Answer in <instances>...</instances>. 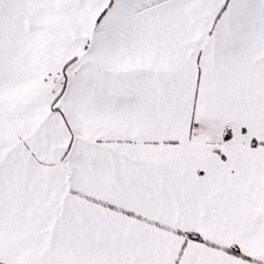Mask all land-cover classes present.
Masks as SVG:
<instances>
[{
	"label": "snow or ice",
	"instance_id": "snow-or-ice-1",
	"mask_svg": "<svg viewBox=\"0 0 264 264\" xmlns=\"http://www.w3.org/2000/svg\"><path fill=\"white\" fill-rule=\"evenodd\" d=\"M0 264H264V0H0Z\"/></svg>",
	"mask_w": 264,
	"mask_h": 264
}]
</instances>
